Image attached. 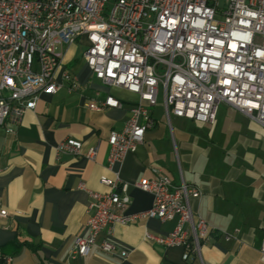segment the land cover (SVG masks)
Segmentation results:
<instances>
[{"label": "built area", "instance_id": "built-area-1", "mask_svg": "<svg viewBox=\"0 0 264 264\" xmlns=\"http://www.w3.org/2000/svg\"><path fill=\"white\" fill-rule=\"evenodd\" d=\"M83 37L93 77L139 97L129 107L124 129L108 138L110 170L157 127L152 109L161 89L169 124L171 116L213 124L219 107L227 104L264 130V0H0V127L8 134L36 108L41 93L54 95L65 85L79 88L72 74H64L65 85L56 76L62 65L60 48ZM124 107L111 95L89 105L94 111ZM56 150L58 156L96 157L95 148L85 151L74 138ZM101 183L110 192L88 191L86 234L76 238L71 259L88 256L103 232L141 218L178 220L167 236L148 238L166 248H182L185 262L201 258L202 242L215 230L193 211L192 200L201 196L196 186L185 181L176 185L154 169L152 178L137 184L152 195V207L127 216V185L119 175L102 177ZM8 216L0 205V217ZM98 248L109 255L117 252L109 241ZM261 254L264 261V244ZM5 261L13 263L11 257Z\"/></svg>", "mask_w": 264, "mask_h": 264}, {"label": "crops", "instance_id": "crops-1", "mask_svg": "<svg viewBox=\"0 0 264 264\" xmlns=\"http://www.w3.org/2000/svg\"><path fill=\"white\" fill-rule=\"evenodd\" d=\"M87 45L83 37L60 48L56 81L65 85L64 74L70 73L78 89L65 85L54 95L41 93L14 134L0 127V205L9 213L0 217V264L6 257L12 264H264V130L227 104L219 107L213 124L175 116L169 124L164 108L157 106L152 109L157 127L110 170L108 138L124 129L129 107L139 97L96 80L84 59ZM108 95L125 107L89 108ZM67 138L81 141L85 151L95 148V159L58 156L57 146ZM154 169L176 185L185 181L199 189L193 211L215 230L202 242L201 258L185 262L182 248L148 238L167 236L178 220L141 218L103 232L88 256L71 259L76 238L86 234L88 191L110 192L101 178L119 175L131 199L125 214H141L152 207L153 197L137 184L152 178ZM103 241L113 243L117 252H101ZM122 251L128 256L121 257Z\"/></svg>", "mask_w": 264, "mask_h": 264}, {"label": "rangeland", "instance_id": "rangeland-1", "mask_svg": "<svg viewBox=\"0 0 264 264\" xmlns=\"http://www.w3.org/2000/svg\"><path fill=\"white\" fill-rule=\"evenodd\" d=\"M163 89H161V92H160V96H159V102H158V106H161L163 107V104H164V99H163Z\"/></svg>", "mask_w": 264, "mask_h": 264}]
</instances>
